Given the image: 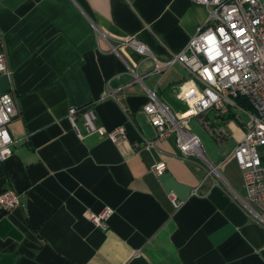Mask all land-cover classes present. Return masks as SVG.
<instances>
[{"label": "crops", "instance_id": "0c3cea01", "mask_svg": "<svg viewBox=\"0 0 264 264\" xmlns=\"http://www.w3.org/2000/svg\"><path fill=\"white\" fill-rule=\"evenodd\" d=\"M207 18L190 0H0V51L12 71L0 75V92L13 90L20 111L9 125L14 152L0 161V194L22 193L20 205L0 206V264H264V227L239 200L246 192L233 155L246 123L206 115L227 132L218 139L209 129L217 145L202 142L219 169L207 177L206 162L183 156L176 134L157 139L143 111L153 90L184 113L177 96L191 73L180 63L158 71L122 43L140 39L162 62ZM90 104L98 123L125 125L127 137H79L69 109ZM143 138L156 147L136 146ZM159 161L163 175L153 170ZM105 211L106 229L91 220Z\"/></svg>", "mask_w": 264, "mask_h": 264}, {"label": "built area", "instance_id": "2783aa9c", "mask_svg": "<svg viewBox=\"0 0 264 264\" xmlns=\"http://www.w3.org/2000/svg\"><path fill=\"white\" fill-rule=\"evenodd\" d=\"M190 1L207 7L208 18L204 25L198 27L186 47L171 58L161 62L147 44L137 38L122 42L133 47L139 54L152 57L158 71H165L175 63H180L192 76L186 85L191 93L188 99H195L197 102L189 105L184 100L188 104L184 113L175 115L170 106L162 102L153 90H149L143 111L155 127L157 139L164 140L176 134V143L183 156L197 155L206 162L207 177L219 174L218 165L209 161L200 137L188 128L189 119L199 117L218 139H222L227 132L224 128L209 127L211 122L206 115L210 111L215 112L217 119L235 114L236 119L245 122L247 132L233 151L242 170L246 192V197L239 200L250 216L264 227V0ZM208 37L214 38L216 50L220 53L215 59L209 56L213 46L208 42ZM11 74L7 55L2 50L0 75L10 77ZM183 87L185 86L181 87L180 92ZM209 93L216 99L212 100ZM107 95L115 97L113 91H109ZM204 101L208 102V107H204ZM147 108L153 111L148 112ZM237 111L243 112L247 120L238 116ZM19 115L15 92H0V133H6L8 137L6 141L0 136V161L14 152L9 125ZM68 117L81 138L99 133L107 134L113 142H118L127 137L125 125L108 129L98 123V115L91 104L71 107ZM78 118H81V124L78 123ZM135 145L156 147L155 140L147 138ZM153 170L157 175H163L167 164L159 161L155 163ZM200 186L193 190V194H198ZM170 198L176 207L181 205L174 192L170 193ZM21 203L22 193L13 188H6L0 194V206L5 211ZM107 213L108 211L94 213L91 220L95 225L106 229Z\"/></svg>", "mask_w": 264, "mask_h": 264}, {"label": "rangeland", "instance_id": "374dc122", "mask_svg": "<svg viewBox=\"0 0 264 264\" xmlns=\"http://www.w3.org/2000/svg\"><path fill=\"white\" fill-rule=\"evenodd\" d=\"M211 121L212 119L215 117L216 114H214L215 112H211ZM238 116L243 117V119L246 121L247 117L246 115L241 112V111H237ZM217 118V117H216ZM200 118L198 117H193L190 119L189 121V125L191 128V131H193L194 133H196L197 135H199V137L201 138L204 146L206 148H208V144H210V146L214 147V145H217L216 141L214 140V138L211 137V135L209 134V128H207L201 120H199ZM209 127H213V126H209Z\"/></svg>", "mask_w": 264, "mask_h": 264}, {"label": "clouds", "instance_id": "9594fccd", "mask_svg": "<svg viewBox=\"0 0 264 264\" xmlns=\"http://www.w3.org/2000/svg\"><path fill=\"white\" fill-rule=\"evenodd\" d=\"M208 42L210 44H212L213 48L212 50L209 52V56L211 59H215L216 56L220 55L219 51L216 50V45H215V40L211 39V37H208ZM191 95V93L188 91V88L185 86L183 87L182 91L180 92V94L177 96V99L180 100H185L188 102L189 105H194L197 100L195 99H188V97ZM209 95L211 96L212 100H215L216 97L214 95H212L211 93H209ZM202 99V98H201ZM204 107H208V102L204 101L203 102ZM146 111L148 112H152L153 109L151 108H147ZM0 136H3L4 139L7 141L8 137L6 133H0Z\"/></svg>", "mask_w": 264, "mask_h": 264}, {"label": "snow or ice", "instance_id": "6c2138e0", "mask_svg": "<svg viewBox=\"0 0 264 264\" xmlns=\"http://www.w3.org/2000/svg\"><path fill=\"white\" fill-rule=\"evenodd\" d=\"M211 39H214V38L211 37ZM209 77L211 78L210 74H209Z\"/></svg>", "mask_w": 264, "mask_h": 264}]
</instances>
